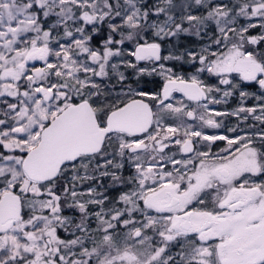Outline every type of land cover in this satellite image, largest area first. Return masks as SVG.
<instances>
[{
  "label": "snow or ice",
  "instance_id": "6c2138e0",
  "mask_svg": "<svg viewBox=\"0 0 264 264\" xmlns=\"http://www.w3.org/2000/svg\"><path fill=\"white\" fill-rule=\"evenodd\" d=\"M262 177L264 0H0V264H264Z\"/></svg>",
  "mask_w": 264,
  "mask_h": 264
},
{
  "label": "trees",
  "instance_id": "16d2710c",
  "mask_svg": "<svg viewBox=\"0 0 264 264\" xmlns=\"http://www.w3.org/2000/svg\"><path fill=\"white\" fill-rule=\"evenodd\" d=\"M185 67V69H187L188 68V66L187 65H185L184 66ZM154 85H152V84H149V87H153ZM108 183V180H105V184H107ZM111 191V190H110ZM113 195L115 194L114 192L112 193Z\"/></svg>",
  "mask_w": 264,
  "mask_h": 264
},
{
  "label": "flooded vegetation",
  "instance_id": "af4514ba",
  "mask_svg": "<svg viewBox=\"0 0 264 264\" xmlns=\"http://www.w3.org/2000/svg\"><path fill=\"white\" fill-rule=\"evenodd\" d=\"M220 146H221V147L223 146V142H220ZM262 179H264V177H262Z\"/></svg>",
  "mask_w": 264,
  "mask_h": 264
}]
</instances>
